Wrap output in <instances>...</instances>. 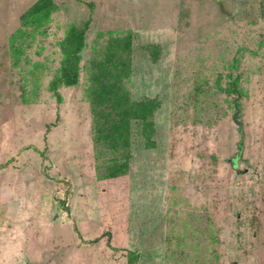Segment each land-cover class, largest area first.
I'll return each instance as SVG.
<instances>
[{
  "label": "rangeland",
  "instance_id": "1",
  "mask_svg": "<svg viewBox=\"0 0 264 264\" xmlns=\"http://www.w3.org/2000/svg\"><path fill=\"white\" fill-rule=\"evenodd\" d=\"M36 1L0 0V264H264V0H54L20 29ZM84 23L58 101L61 44ZM129 30L125 86L159 100L157 147L136 124L128 174L101 180L85 69Z\"/></svg>",
  "mask_w": 264,
  "mask_h": 264
},
{
  "label": "trees",
  "instance_id": "2",
  "mask_svg": "<svg viewBox=\"0 0 264 264\" xmlns=\"http://www.w3.org/2000/svg\"><path fill=\"white\" fill-rule=\"evenodd\" d=\"M89 7H93V4ZM56 10L57 4L54 0H37L19 17L20 29H39ZM87 28L88 23L81 27L71 26L61 44L63 58L60 69L49 85L50 91L56 95L58 101H61L59 90L62 87H74L79 83L81 53L86 47ZM108 35L109 38L101 49L93 52L85 69L87 72L85 97L91 114L93 147L98 162L96 172L103 169L102 175L98 177H101V180H111L128 174L130 159L134 154L132 142L136 124L140 125L137 132L144 150H154L157 147V141L154 139L156 134L154 114L160 106L156 97L134 100L131 91L125 86L132 75L134 33L129 30L109 32ZM140 48L145 52L150 49L151 61H157L159 51L156 46L142 45ZM232 86V91L238 93L235 82ZM236 106L238 107L237 104ZM236 124L241 127L240 122ZM36 152L40 157H44L45 151ZM6 165L7 163L1 167ZM57 201L66 212H69L64 200ZM126 257V264L136 263L135 252H128Z\"/></svg>",
  "mask_w": 264,
  "mask_h": 264
},
{
  "label": "crops",
  "instance_id": "3",
  "mask_svg": "<svg viewBox=\"0 0 264 264\" xmlns=\"http://www.w3.org/2000/svg\"><path fill=\"white\" fill-rule=\"evenodd\" d=\"M126 176V175H125ZM125 176H123V177H125ZM119 178H121V177H119ZM115 179H118V178H115ZM115 179H111V180H115ZM111 180H108V181H111Z\"/></svg>",
  "mask_w": 264,
  "mask_h": 264
}]
</instances>
